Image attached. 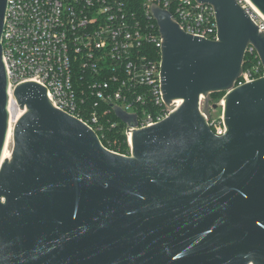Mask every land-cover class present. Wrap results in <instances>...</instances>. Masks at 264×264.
<instances>
[{
    "label": "water",
    "instance_id": "obj_1",
    "mask_svg": "<svg viewBox=\"0 0 264 264\" xmlns=\"http://www.w3.org/2000/svg\"><path fill=\"white\" fill-rule=\"evenodd\" d=\"M196 1L214 8L216 41L182 32L152 5L163 99L181 104L140 130L117 108L132 129L128 156L56 109L41 85L14 89L25 112L0 166V264H264V77L234 87L249 44L264 68V34L236 0ZM249 1L264 16V0ZM6 8L0 0V159ZM220 92L227 130L216 137L199 102Z\"/></svg>",
    "mask_w": 264,
    "mask_h": 264
},
{
    "label": "built area",
    "instance_id": "obj_2",
    "mask_svg": "<svg viewBox=\"0 0 264 264\" xmlns=\"http://www.w3.org/2000/svg\"><path fill=\"white\" fill-rule=\"evenodd\" d=\"M129 1L7 0L2 47L9 102L18 106L14 89L22 83L35 82L45 88L56 109L79 120L95 134L102 128L99 121L107 113L105 106L114 114L119 108L136 115L137 130L165 120L181 101L166 104L163 99V40L151 26L127 15ZM236 2L264 34V21L244 0ZM152 5L166 10L182 32L217 40L211 5L196 0H143L140 8L152 19ZM148 45L159 50V60L150 57ZM245 55L248 66L241 69L234 87L264 77V68L252 45L247 46ZM203 100L200 99L199 110L210 131L216 137L223 136L227 130L223 99L217 104L220 114L216 120L211 118L209 104ZM124 126L128 154L123 156H128L132 129Z\"/></svg>",
    "mask_w": 264,
    "mask_h": 264
},
{
    "label": "trees",
    "instance_id": "obj_3",
    "mask_svg": "<svg viewBox=\"0 0 264 264\" xmlns=\"http://www.w3.org/2000/svg\"><path fill=\"white\" fill-rule=\"evenodd\" d=\"M142 2L143 0H130L126 7L127 15L130 17L136 16L143 24L151 26L153 33L158 35L159 32L155 20L150 18L149 15H145L144 10L140 8ZM147 50L150 57L157 60L160 59L159 50L155 49L154 45H148ZM247 66L248 57L245 55L242 62V69H245ZM211 95L218 98V101L225 96V92L212 93ZM103 109H105L107 113L100 118L99 123L102 128L96 133L100 143L104 148L114 153L120 155L128 154L124 124L116 118L114 112L111 111L109 107L105 106Z\"/></svg>",
    "mask_w": 264,
    "mask_h": 264
},
{
    "label": "bare ground",
    "instance_id": "obj_4",
    "mask_svg": "<svg viewBox=\"0 0 264 264\" xmlns=\"http://www.w3.org/2000/svg\"><path fill=\"white\" fill-rule=\"evenodd\" d=\"M244 1L247 4H249L252 10L264 21V16L251 4V2L249 0H244ZM24 112L25 109L19 110L18 106L12 105L10 102L8 103V114H9L8 131L0 159V166L7 160H10L11 158L12 152L9 149V145L12 140L13 126L17 122V120L24 114Z\"/></svg>",
    "mask_w": 264,
    "mask_h": 264
},
{
    "label": "rangeland",
    "instance_id": "obj_5",
    "mask_svg": "<svg viewBox=\"0 0 264 264\" xmlns=\"http://www.w3.org/2000/svg\"><path fill=\"white\" fill-rule=\"evenodd\" d=\"M224 98V97H223ZM222 98V99H223ZM217 99L218 98H216L215 96H212L211 94L210 95H208L207 97H205V101L203 100L202 102L205 104H209V111H210V115H211V118L212 119H214V120H216V119H218V117H219V114H220V108L217 106V108L214 110L213 109V106L214 105H217L222 99H219L218 101H217ZM207 106V105H206ZM19 108V107H18ZM20 110V109H19ZM12 148H13V142H12V140H11V143H10V145H9V149H10V151L12 150Z\"/></svg>",
    "mask_w": 264,
    "mask_h": 264
}]
</instances>
